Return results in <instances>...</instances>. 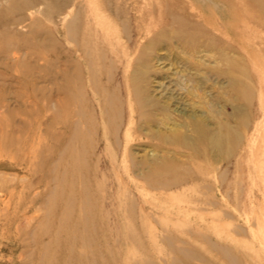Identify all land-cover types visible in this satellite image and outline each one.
I'll return each mask as SVG.
<instances>
[{"label":"rangeland","instance_id":"rangeland-1","mask_svg":"<svg viewBox=\"0 0 264 264\" xmlns=\"http://www.w3.org/2000/svg\"><path fill=\"white\" fill-rule=\"evenodd\" d=\"M13 1L0 0V30L19 36L0 38L11 44L0 49V264H264V24L251 0L84 1L108 10L86 19L108 31L98 33L108 44L98 77L122 107L107 145L94 148L91 138L82 180L96 204L78 229L65 228L74 217L59 211L70 194L63 187L81 182L67 169L59 113L62 73H76L80 54L57 17L15 26ZM161 30L182 35L157 40ZM153 43L145 61L150 119L132 115L127 164H94L123 153L126 82ZM196 121L210 133L223 125V158L202 144L198 152L181 146L196 139Z\"/></svg>","mask_w":264,"mask_h":264},{"label":"bare ground","instance_id":"bare-ground-1","mask_svg":"<svg viewBox=\"0 0 264 264\" xmlns=\"http://www.w3.org/2000/svg\"><path fill=\"white\" fill-rule=\"evenodd\" d=\"M84 1L85 0H27L24 5L18 4L17 0H14L13 2H11V7H14L16 13L18 14V17L15 21V26H20L25 22H27V26H28V23H29L28 21H30L31 23L33 22L35 23L36 18H34L35 21L32 20L33 19L32 16L34 15H40L44 19H48L50 21L57 17L62 23L61 28H62L64 37L67 40L66 42L67 43L69 42L70 44H72V49L76 51V52L74 51L75 52L74 54H80V56L76 58V60L79 61V67L75 66L74 68V69H77L76 73L72 74V72L70 71L71 69L70 70L65 69L62 73L63 78L66 83L65 85L63 84L62 86L63 98L60 103V113H59L60 114L59 124L61 125V129L64 135L63 138H61V149H63V152L62 150L60 152L64 153L66 157L68 156V158H71L72 164H69L67 166L68 168L67 167L66 168L69 169L68 171H71L73 174H75V177L77 176L76 177L77 179L81 180V182L78 184H76L75 182L73 184L71 182L67 186H64L63 190H67L70 193L68 194L69 198L65 195L67 198L65 200L60 201V202H63L62 206L59 208L60 214L67 216V217L69 216L74 217L72 218L73 221H71L70 225L69 223L68 225L67 223H65L66 224L65 228L69 226L71 227V229L73 227L77 229L80 227L84 228L87 226L88 223L92 222L91 219L88 220V218H86V215H89L92 211H94L93 209H95L96 203H93L94 199H92L91 197L93 193L89 189V186L84 182V180H82V173L84 175V173L87 170L85 167V164H87L88 162V158H87V154L89 150L88 148L92 142L91 138L93 136L96 137L94 148L100 143V141H103V143L107 145L108 139L106 138V136L108 135L110 128L112 129L113 132L114 131L116 132L118 130V125L116 121H118L119 119V114H120L119 110H121V107H122V101L119 100L116 88L112 87L111 91L104 90L102 88L101 82L98 77L99 76L98 62L99 61L101 63L104 62V60L106 59L105 47L106 46L108 47V44H106L103 40L99 41L98 33H101V32L108 33V31L105 29L102 30L99 27L98 22H96L95 25L94 24L91 25L90 23L92 22L86 19L87 17L90 18L89 16L92 14H96V15L108 14L107 13L108 10L105 9L104 7L101 8L100 5L98 4L93 5V6L92 5L86 6L84 4ZM92 2H95V1H92ZM250 3L252 4V7L257 12L260 21L264 24V0H251ZM41 8H43L42 11H40ZM25 13L29 15L25 17L24 15ZM82 17L85 18V26L83 27H81L80 25L82 22V19H81ZM25 19L28 21H26ZM5 29L0 30V38H4L6 39V41L9 42V39L19 37L17 34H14L13 32L11 33L7 32ZM125 31L123 29V31L121 30V33H124ZM163 32H165V30H161L159 32V34L157 35L158 37L156 36L157 40L170 37V35L172 34L176 35V34L181 33L180 35H182V32H179V31L178 32L176 31L173 33L168 31L169 33L166 35H169V36L164 35ZM154 43L152 44V46L150 45V47H146L145 49L146 51L145 53H143L144 55H142V58H140L139 61L137 60L138 61L137 63L138 71L136 73L134 72L133 75H130L132 76V78L129 76L130 79L129 81L127 79L128 82H126L128 86L126 85L124 97H125L126 106H127V114H126L127 116H126L125 128H124L125 134L122 136L123 137V153L120 157L116 156V154L114 153H112L111 155L106 154L103 160L100 158H96L94 161V164H127V152H126L127 144L132 140V135L130 133V124L134 122L132 115L138 112L139 116L141 117L143 116L148 121L150 119L148 112H145V108L148 105L153 104L152 106H155L156 104L152 100L151 101L148 100L147 95L145 94L147 93V90L145 87L146 86L145 83L147 80L145 61L147 59L150 48L154 46ZM10 48H11V44L7 45V43L5 42L2 46H0V49L2 51L4 50V52L9 50ZM69 80H73L72 86L69 85L70 84ZM241 95H242L241 97L244 99V97H246V91H242ZM131 102H133L134 104L132 105ZM160 111L164 113V116L167 113V111H165L163 108H161ZM191 127H192L194 134L196 135V139H193L190 141H183L181 146L190 148L194 152H198L196 145L202 144L206 146L207 151H208V148L210 149L209 153L212 155L213 160L217 161L223 158V154L225 153V152L223 153L224 148L226 146H229L230 143L227 144V138H226L227 134L226 132H223V125H221V123L220 124L219 122L217 123V130L215 133H210L209 131L205 130L204 127L200 125V123H198V121L193 123ZM235 136H237L236 133L234 134L233 137L235 138ZM161 138L163 139V141L168 142L169 140V142L170 141L173 142L170 138L168 139L166 138V140L164 139V136H161ZM73 164H78V165L74 166ZM51 170L53 171V169ZM59 181H61V178L59 179ZM176 182H177L176 180H169V181L166 180V181H161L160 184H163V186L165 187L167 186L169 187L171 184L173 186L174 184L176 185ZM166 189H169V188H166ZM94 215H96L95 212H94ZM94 215L92 219L95 218ZM82 217L86 219H83ZM102 221L103 220H101V222ZM94 222L96 223V221ZM62 223L61 225H63ZM60 226L58 228H60ZM90 227H92V225ZM95 228H96V225H95ZM68 232L69 231H67V233ZM72 232H74V230ZM80 232L81 231H79V233ZM93 236H94V233H93ZM72 238L76 239L77 237L75 238L73 236ZM68 240L65 239L66 242ZM86 240L84 242H86ZM73 241L75 242V240H72V242ZM81 251L82 250H80V252ZM70 253H72V251H70ZM93 254H96V253H92V255ZM75 257L77 259V256ZM81 257H83V255ZM69 258L71 259V256ZM70 259L69 261H71ZM66 262L67 261H65V263ZM90 264H92V262H90Z\"/></svg>","mask_w":264,"mask_h":264}]
</instances>
